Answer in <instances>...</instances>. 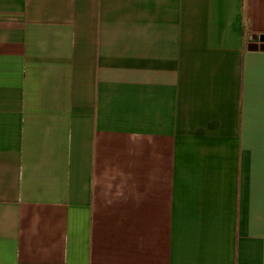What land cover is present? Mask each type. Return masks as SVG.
<instances>
[{"label": "crops", "instance_id": "crops-1", "mask_svg": "<svg viewBox=\"0 0 264 264\" xmlns=\"http://www.w3.org/2000/svg\"><path fill=\"white\" fill-rule=\"evenodd\" d=\"M252 36L264 0H0V264H264Z\"/></svg>", "mask_w": 264, "mask_h": 264}, {"label": "water", "instance_id": "water-1", "mask_svg": "<svg viewBox=\"0 0 264 264\" xmlns=\"http://www.w3.org/2000/svg\"><path fill=\"white\" fill-rule=\"evenodd\" d=\"M258 41H263L264 42V37L263 36H252L250 39V42L248 44V49H258V48H264V44L262 43L261 46L258 45Z\"/></svg>", "mask_w": 264, "mask_h": 264}]
</instances>
